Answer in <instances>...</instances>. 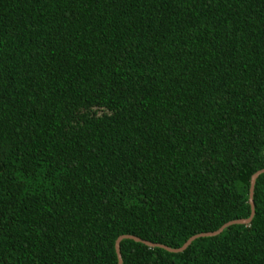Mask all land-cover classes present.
<instances>
[{
  "label": "trees",
  "instance_id": "obj_1",
  "mask_svg": "<svg viewBox=\"0 0 264 264\" xmlns=\"http://www.w3.org/2000/svg\"><path fill=\"white\" fill-rule=\"evenodd\" d=\"M262 167L264 0H0V264L177 248ZM252 201L121 264H264Z\"/></svg>",
  "mask_w": 264,
  "mask_h": 264
},
{
  "label": "water",
  "instance_id": "obj_2",
  "mask_svg": "<svg viewBox=\"0 0 264 264\" xmlns=\"http://www.w3.org/2000/svg\"><path fill=\"white\" fill-rule=\"evenodd\" d=\"M262 172H264V167H262V168L256 170L255 172H253L251 174L250 178H249V187H248V198H247V201H248V204H249L250 212H249V215H248L247 218H238V219L229 220V221L223 223L221 226H219L216 230H213V231H210V232L197 233V234L191 235L190 237H188L184 241V243L181 246H179L177 248H170V247H167V246H164V245L155 244V243L143 240V239H141L139 237H136V236H133V235H130V234L119 235L114 240V251H115L116 258H117V264H121V257H120V252H119V241L122 238H130V239H132V240H134L136 242L143 243L146 246H160V247L164 248L167 251L177 252V251L183 250L196 237L211 236V235L218 234L224 227L229 226L231 224H247V223H249L251 218H252V216H253V214H254L253 201H252L253 185H254L256 177Z\"/></svg>",
  "mask_w": 264,
  "mask_h": 264
}]
</instances>
